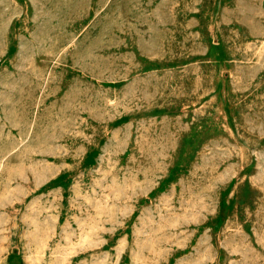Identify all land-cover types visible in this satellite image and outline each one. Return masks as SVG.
Masks as SVG:
<instances>
[{
	"label": "rangeland",
	"instance_id": "1",
	"mask_svg": "<svg viewBox=\"0 0 264 264\" xmlns=\"http://www.w3.org/2000/svg\"><path fill=\"white\" fill-rule=\"evenodd\" d=\"M0 264H264V0H0Z\"/></svg>",
	"mask_w": 264,
	"mask_h": 264
}]
</instances>
